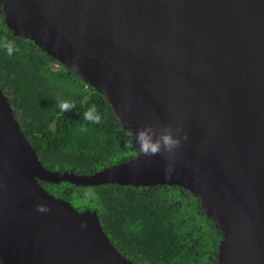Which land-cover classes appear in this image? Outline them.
<instances>
[{
	"label": "water",
	"instance_id": "1",
	"mask_svg": "<svg viewBox=\"0 0 264 264\" xmlns=\"http://www.w3.org/2000/svg\"><path fill=\"white\" fill-rule=\"evenodd\" d=\"M0 13L102 94L126 132L159 122L188 136L171 176L137 144L90 173L48 169L0 86V264H135L95 211L40 180L183 187L221 231L217 264H264V0H0Z\"/></svg>",
	"mask_w": 264,
	"mask_h": 264
},
{
	"label": "trees",
	"instance_id": "2",
	"mask_svg": "<svg viewBox=\"0 0 264 264\" xmlns=\"http://www.w3.org/2000/svg\"><path fill=\"white\" fill-rule=\"evenodd\" d=\"M4 41H14L16 50L9 56L0 47V86L46 168L90 173L138 152L104 96L29 40L13 35L0 13ZM58 99L75 107L61 112ZM92 105L101 116L98 124L83 118ZM39 182L78 210L95 211L110 241L135 264H217L221 231L198 197L183 187Z\"/></svg>",
	"mask_w": 264,
	"mask_h": 264
},
{
	"label": "clouds",
	"instance_id": "3",
	"mask_svg": "<svg viewBox=\"0 0 264 264\" xmlns=\"http://www.w3.org/2000/svg\"><path fill=\"white\" fill-rule=\"evenodd\" d=\"M7 54L11 56L16 50L14 41H4L0 43ZM73 67L78 70L79 64L76 59L73 60ZM58 107L61 112L70 111L75 107V103L67 99H58ZM85 121L98 124L101 116L95 105H92L83 112ZM86 128H81V131H86ZM127 135L139 145V152L145 157H152L158 154L164 155L168 161L165 167V175L171 176L174 171V165L177 162L178 149L182 143L188 139L187 133L183 131L180 124H165L161 125L159 122L146 123L139 127L135 134L132 129H128ZM129 146H132L131 144ZM86 195H95L94 193H86ZM37 211L44 213L50 211L47 204L40 203L36 206ZM81 227H87L86 223H82Z\"/></svg>",
	"mask_w": 264,
	"mask_h": 264
},
{
	"label": "rangeland",
	"instance_id": "4",
	"mask_svg": "<svg viewBox=\"0 0 264 264\" xmlns=\"http://www.w3.org/2000/svg\"><path fill=\"white\" fill-rule=\"evenodd\" d=\"M57 66V65H56Z\"/></svg>",
	"mask_w": 264,
	"mask_h": 264
}]
</instances>
